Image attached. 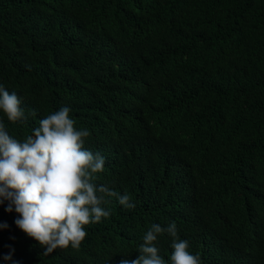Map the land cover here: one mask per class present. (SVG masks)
<instances>
[{
	"label": "trees",
	"instance_id": "1",
	"mask_svg": "<svg viewBox=\"0 0 264 264\" xmlns=\"http://www.w3.org/2000/svg\"><path fill=\"white\" fill-rule=\"evenodd\" d=\"M0 85L26 115L12 122L0 110L11 137L23 142L68 107L74 127L89 132L84 149L108 164L94 183L135 204L105 196L111 215L84 226L79 248L45 255L5 201L0 264H11L9 253L19 264L134 260L151 226L170 223L155 199L175 182L197 184L196 206L221 221L258 192L253 235L264 241V0H0ZM182 165H191L187 179H178ZM162 235L158 254L170 264L172 238ZM188 239L199 255L202 239Z\"/></svg>",
	"mask_w": 264,
	"mask_h": 264
},
{
	"label": "clouds",
	"instance_id": "2",
	"mask_svg": "<svg viewBox=\"0 0 264 264\" xmlns=\"http://www.w3.org/2000/svg\"><path fill=\"white\" fill-rule=\"evenodd\" d=\"M21 103L15 92L10 94L0 85V110L9 121L26 119ZM69 112L62 107L47 115L23 142L11 137L0 123V204L7 201L5 211L19 214L16 226L37 241L45 255L69 245L79 248L87 235L84 226L111 215L100 206L106 202L105 196H116L121 205L135 207L127 194L94 183L95 174L103 175L108 164L104 166L99 153L84 149L89 132L77 130ZM99 140L109 148L122 145L108 136ZM181 172L178 179L189 178L191 165H182ZM197 192V184L178 188L175 182L158 194L155 206L170 223L160 222L167 227L153 224L143 236L138 257L122 259L119 264H165L156 246L163 233L172 238L167 250L170 264H264V241L253 235L259 221L260 194L249 193L221 221L215 210L196 206ZM7 227L6 222L0 224V228ZM193 235L202 239L199 255L188 251V237ZM3 259L19 264L11 253Z\"/></svg>",
	"mask_w": 264,
	"mask_h": 264
}]
</instances>
